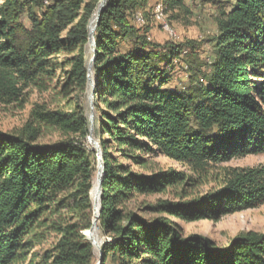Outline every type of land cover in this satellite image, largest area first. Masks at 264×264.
<instances>
[{
  "label": "trees",
  "instance_id": "obj_1",
  "mask_svg": "<svg viewBox=\"0 0 264 264\" xmlns=\"http://www.w3.org/2000/svg\"><path fill=\"white\" fill-rule=\"evenodd\" d=\"M101 1L0 0L1 104L17 103L33 87L52 81L62 52L72 55L63 87L85 93V47ZM161 1L172 20L190 15L186 0ZM152 2L108 0L95 33L93 127L104 163L102 264H264V233H242L221 247L206 237L185 236L171 220L219 221L261 207L264 167L228 170L218 189L191 201L152 204L145 199L166 194L185 176L135 170L165 157L205 172L264 155V0L219 3L208 73L198 54L203 45L162 46L150 41L149 29L139 32L131 25L134 14L143 23L150 19ZM128 38L132 48L122 51ZM185 50L188 86L172 89L174 63ZM55 129L64 135L62 142H38L44 131ZM90 134L91 120L79 101L71 112L37 104L22 130L0 131V264H18L29 237L39 239L36 229L60 215L67 200L78 220L61 215L52 221L57 239L42 264H97L94 246L83 235L94 221L90 195L98 169Z\"/></svg>",
  "mask_w": 264,
  "mask_h": 264
},
{
  "label": "rangeland",
  "instance_id": "obj_2",
  "mask_svg": "<svg viewBox=\"0 0 264 264\" xmlns=\"http://www.w3.org/2000/svg\"><path fill=\"white\" fill-rule=\"evenodd\" d=\"M220 2H222V0H186L190 15H182L178 20L170 19V15L166 14V9L163 5L165 14L160 20H158L156 18L157 12L155 8L157 4L163 3L161 0H153L150 19L144 23L139 22L136 19V14H134L133 18H130V23L135 29L140 30L139 32H143L145 28L149 29L150 31L148 34L150 41L162 46L167 43L184 44L186 41H193L197 45H203L199 49L198 54L201 62L206 64L203 72L208 73V66H210L215 60L214 46L211 40L218 33L216 20L220 9ZM155 31L158 32V34H156ZM131 48V38H128L125 43L122 44V51L131 50ZM93 49L91 48L90 43L85 47L88 63L94 56ZM188 53L189 51L185 50L182 59L179 58V60L174 63L175 70L173 71V79L169 85L172 89L177 88L183 90L188 86V66L185 63V56H187ZM71 58L72 55L65 52H62L55 58L58 66L56 73L52 77V81L47 82L44 87L42 86L38 89L33 87L31 90L27 91L24 97L17 103L10 105H3L0 103L1 132L13 133L22 130L29 120L31 111L37 104L44 105L50 110L71 112L75 110L76 103L79 101L81 106L87 110L88 117L91 120L92 112L95 115V110L91 109V93L93 90L90 83H88V87L84 94L73 93L72 88L63 87L66 81V72L69 70L68 61H70ZM89 79L95 86V76L89 74ZM202 83L206 84V81L204 80ZM94 97L92 99L93 107ZM93 139L95 142L99 143L98 139L95 138L94 133ZM63 140L64 135L58 129H55L44 131L38 142L42 145H51L60 143ZM87 143L90 150L97 152V147L89 141V138ZM263 167L264 155L236 159L227 164L209 167L205 172L193 169L187 165L179 164L169 158L160 157L151 160L150 167L147 170L139 167L135 170L148 174L154 170L164 169L174 170L184 174L185 180L166 194L149 197L146 198L145 201H141L152 204L158 200H170L175 202L191 201L212 190L218 189L223 183L228 170ZM188 178L191 181H187ZM63 206L64 209L61 211L60 215L59 213L52 215L43 228L36 229L35 234L39 239H34L32 241L33 237H29V243L23 250L24 258L18 264H42L44 252L56 243L57 237L52 230V221L55 218L62 215L64 219H71L73 222L78 220V216L76 217L72 212L71 201L67 200ZM171 220L182 228L185 236L196 235L206 237L214 241L218 246L223 247L228 245L232 239L242 233H264V205L253 210L223 217L219 221L202 220L194 223H186L177 219ZM98 239L100 246L106 242V238L99 228ZM94 249L98 264L100 259L99 251V258H97L96 247H94ZM108 264L113 263L108 262Z\"/></svg>",
  "mask_w": 264,
  "mask_h": 264
},
{
  "label": "bare ground",
  "instance_id": "obj_3",
  "mask_svg": "<svg viewBox=\"0 0 264 264\" xmlns=\"http://www.w3.org/2000/svg\"><path fill=\"white\" fill-rule=\"evenodd\" d=\"M107 2H108V0H102L100 2L98 9L95 12L94 17L91 20V23L89 26V36H90L91 41L95 40V33H96V29H97L96 25L98 22V18H99V15H101L103 10L105 9ZM156 12H157V18L160 20L164 16V10H163V6L161 4L157 5ZM137 20L139 22H143L142 16H138ZM90 46L92 49L94 48L92 42L90 43ZM93 65H94V63H93ZM93 65L90 61L89 62V67H90L89 74L91 76H93ZM101 164H102L101 162H98V169L96 172V176L94 178L93 188L91 190V199H92L91 202H93L94 220L97 219V217L101 211V197H102L101 184H102L103 178H104V171L102 170ZM88 231H85L83 233L87 234V236L90 235L92 240L96 243V254H97V258H99L98 248L100 246V243H99V239H98V223H96V225L94 226V229L91 233H89Z\"/></svg>",
  "mask_w": 264,
  "mask_h": 264
},
{
  "label": "water",
  "instance_id": "obj_4",
  "mask_svg": "<svg viewBox=\"0 0 264 264\" xmlns=\"http://www.w3.org/2000/svg\"><path fill=\"white\" fill-rule=\"evenodd\" d=\"M100 16H101V15H99V18H98V22H97L96 28L99 27ZM91 42H92V44H93V46H94L93 52H94V54H95V53H96V43H95V41H91V39H90V43H91ZM94 61H95V56H93V58L91 59V63H92V65H93ZM89 72H90V67H89ZM89 83H90V86H91L92 90L94 91V85H93V83L90 81V79H89ZM93 91H92V93H91V105H92L91 109H92V110L94 109V107H93V101H92V99H93V97H94V92H93ZM93 124H94V114H93V112H92V116H91V134H90V137H89V141H90L91 143H93V144L97 147V149H98V150H97V158H98V162H101V163H102L101 166H102V170L104 171V163H103V159H102L101 147H100L99 143L95 142L94 139H93V133H94V127H93ZM101 188H102V184H101ZM99 216H100V214L98 215L97 219L93 221L92 228L88 231L89 233H91V232L93 231L94 226L96 225V223L99 222ZM98 228H99V227H98ZM83 235L87 238L88 241H90V242L92 243V245H93L94 247H96V243L92 240V238L90 237V235L87 236V234H84V233H83ZM98 251H99V255H100V259H99L98 264H102L103 251H102L101 246H99Z\"/></svg>",
  "mask_w": 264,
  "mask_h": 264
},
{
  "label": "crops",
  "instance_id": "obj_5",
  "mask_svg": "<svg viewBox=\"0 0 264 264\" xmlns=\"http://www.w3.org/2000/svg\"><path fill=\"white\" fill-rule=\"evenodd\" d=\"M156 32V31H155ZM156 34H158V32H156Z\"/></svg>",
  "mask_w": 264,
  "mask_h": 264
}]
</instances>
